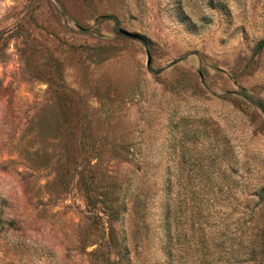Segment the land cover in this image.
Returning a JSON list of instances; mask_svg holds the SVG:
<instances>
[{
	"label": "rangeland",
	"instance_id": "obj_1",
	"mask_svg": "<svg viewBox=\"0 0 264 264\" xmlns=\"http://www.w3.org/2000/svg\"><path fill=\"white\" fill-rule=\"evenodd\" d=\"M0 264H264V0H0Z\"/></svg>",
	"mask_w": 264,
	"mask_h": 264
},
{
	"label": "water",
	"instance_id": "obj_2",
	"mask_svg": "<svg viewBox=\"0 0 264 264\" xmlns=\"http://www.w3.org/2000/svg\"><path fill=\"white\" fill-rule=\"evenodd\" d=\"M119 32L122 33V34H124V35H127L129 37H136L135 34L129 32V31L125 30V29H122V28L119 29Z\"/></svg>",
	"mask_w": 264,
	"mask_h": 264
},
{
	"label": "trees",
	"instance_id": "obj_3",
	"mask_svg": "<svg viewBox=\"0 0 264 264\" xmlns=\"http://www.w3.org/2000/svg\"><path fill=\"white\" fill-rule=\"evenodd\" d=\"M263 45V42L261 43V45L260 46H262Z\"/></svg>",
	"mask_w": 264,
	"mask_h": 264
}]
</instances>
